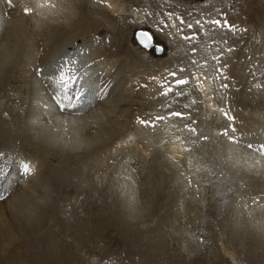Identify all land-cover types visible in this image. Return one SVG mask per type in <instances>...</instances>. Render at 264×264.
Wrapping results in <instances>:
<instances>
[{
    "label": "rangeland",
    "instance_id": "374dc122",
    "mask_svg": "<svg viewBox=\"0 0 264 264\" xmlns=\"http://www.w3.org/2000/svg\"><path fill=\"white\" fill-rule=\"evenodd\" d=\"M117 2L122 3V17L130 16L124 17V23L122 17L118 18L124 36L123 47L131 53L129 64L152 69V81L156 75L165 77L151 81L148 87L153 88H147L149 92L140 89L136 92L140 104L150 107L144 111L146 123H135L138 128L127 129L113 142L107 143L108 139L103 138L94 153L89 146L74 154L77 149L64 151L60 145H52L55 149L47 150L53 157L48 158L51 163L48 171L52 168L48 174L54 173L49 175V182L41 177L36 180L44 184L47 202L56 212L50 220L49 235L42 239L41 231L49 229L46 226L35 230V234H28L29 239L24 237L16 246L20 259L15 256L2 260L4 255L0 252V261L2 264L44 261L63 264L59 249L69 241L72 255L65 264H264V156L241 154L238 150L242 147L234 145L243 143L241 146L255 148L260 153L257 147H264L254 138L244 145L247 133L259 125L258 134L262 133L264 127V50L261 48L264 0H204L193 4L180 0ZM168 12L183 15L191 12L187 24H179V31H173L172 52L164 38L156 33L169 21L174 22L175 16L166 17ZM137 18L146 22L132 26ZM137 29L158 37L157 44L163 46L160 55L166 51L165 56L156 57L134 46L132 34ZM101 32L108 43L109 32L106 28ZM121 73V77L117 73L112 80L106 75L108 83L111 81L110 98L115 95L122 98L125 94L129 102L134 89H130V84L138 83L127 84ZM180 80L187 83H177ZM114 82L119 87H112ZM104 95L107 99V92ZM17 105L20 110L28 107L19 102ZM125 106H129L123 107L129 113ZM224 113L234 119H228ZM6 116L0 114V121L4 119L0 123L3 141L0 140V148H4L2 145L9 136L7 146L12 148L5 146L7 149H4L15 152L17 145L24 146L25 142L29 145L30 141L19 139L22 137L19 121ZM6 126L13 135L4 130ZM58 135L65 137V134ZM168 138L171 142L178 141L175 157L164 149ZM221 142L226 148L229 144L231 150L235 147L233 152L244 155V159L226 154L219 145ZM139 145L147 148L139 149ZM152 149L160 154L150 155ZM71 150L73 154L69 155ZM19 157L21 153L16 156ZM58 167L61 169L57 172ZM58 174L61 183L55 180V184L53 178ZM35 236L41 240L37 241Z\"/></svg>",
    "mask_w": 264,
    "mask_h": 264
},
{
    "label": "bare ground",
    "instance_id": "6f19581e",
    "mask_svg": "<svg viewBox=\"0 0 264 264\" xmlns=\"http://www.w3.org/2000/svg\"><path fill=\"white\" fill-rule=\"evenodd\" d=\"M117 1L119 0H12L11 5H9L7 0H0V114L3 113L5 116L8 114L10 120L19 121L18 131L20 132L19 135L22 137L16 135L17 138L20 137L19 139L21 140L25 138L27 142L28 140L30 141L29 145H27L26 142L24 146L17 145L16 147L19 148L15 152H12L5 150L8 148V140L11 138L8 136V138L5 137L7 138V141L4 142L5 145L2 143V147L4 146L5 148V146H7V148H0V176L3 177L0 178V198L2 199V201H0V252L4 255L2 260H10L11 257L15 256V258H19L16 246H19L23 242V238L27 237L28 234H35V232H37L35 230H39L41 227L46 226L49 229L41 231L43 235L42 239H46L49 235L50 225H52L50 224V220L54 219V216H56L54 213L56 212L53 211L48 204L49 202H47V192L44 190V184H40L39 182L36 183V180L41 177L42 180L48 181L50 178L49 175L54 173L48 174L52 171V168L48 171V165H51L48 158H50L51 155L47 150L52 151V149H55L52 145H60V148L64 151L68 149L70 151V148L73 149V151L77 149L74 154H79L80 149L89 146L90 150L93 152L103 138L108 139L107 143H109L115 137H122L124 131H127V129L130 128L133 130L134 127L142 124L140 121L146 122V113H144V111L150 110V107L149 105L145 106L144 104L141 105L142 103L140 104L139 99H136V92L139 89L148 91L147 88H150L148 85L153 79V74L150 73L152 69L147 68L150 69V71L147 70L145 65L143 69H139L136 64L132 67L129 64L131 53L126 47H123L125 46L123 45L124 36L123 31L120 29V20H118V18L121 19L122 17L123 6L121 2L119 3ZM180 1L193 4L203 2L204 0ZM196 5H193L194 8H196ZM26 8L30 9L27 14L25 13ZM197 12L199 13V11ZM181 14L183 15L181 12H178V14H174V12H168L167 15L165 14L168 18L170 16H175V19H173L174 22L171 20L167 26L163 27L164 29L159 30V32L156 31L157 34L164 38L163 40L169 46L171 52L173 50V44L175 43L173 31H179V24H187L191 12L183 16ZM159 16L160 15H158V17ZM124 17L128 19L130 16L127 14ZM124 17L121 19L123 23L125 20ZM144 21L146 22L144 19L137 18L133 25L131 23L130 25H143ZM104 28L107 29L110 35H108V43L105 42V37L101 32V29L103 30ZM144 31L148 33L152 37L151 39L153 42L157 44L159 38L154 37L153 33L150 31ZM131 43L136 47L138 45L133 40H131ZM165 47L164 51L167 50ZM139 48L150 51V53L156 57L165 56L166 53L165 51L164 55H160L159 51L154 52L153 47L146 49L139 46ZM261 48L264 50V43ZM180 51L183 52L181 53L182 55L185 54L184 50ZM123 52H125L124 55ZM65 61H70V63L65 64ZM152 64L154 65V63ZM61 67H63V71L65 72H69V69H71L69 74L73 77V80L69 82L66 87L59 80ZM152 67L155 68V65ZM117 73L118 75H120V73L123 74V78L126 79L127 84L133 81L138 83V86L136 83L130 84V89L132 90L134 88L132 93L130 92V100L125 94V96L121 94L122 98L120 95H115V98L113 97L112 100L110 98L111 93L108 85L111 81L108 83L106 78L110 77V80H112L113 77H117ZM129 73H132V75ZM128 74L129 76L131 75L130 77L133 76V78H130ZM160 75L159 73V76ZM157 77L156 75L155 79H157ZM161 77H158V79H161ZM100 78L106 83L104 86L106 88L105 91H102V83L98 84ZM162 78L165 77L163 76ZM155 79L152 82H155ZM160 81L161 80H159V82ZM198 84L200 85L199 87H202L200 83ZM142 85L146 86V88ZM156 85L159 86V83H156L155 86ZM115 86L119 87L116 82L113 83L112 87ZM105 92L108 94L107 99L104 95ZM206 96H208L207 93ZM72 97H75V99L72 100ZM125 97H128L127 99L129 102H126ZM121 99L124 102H122ZM18 102L23 105L25 104V106L28 104V107L26 106L27 108L20 110L17 105ZM124 104L129 106V108H131L132 105L134 110H129V108L125 106L128 108V111H130L129 114L126 109L123 108ZM23 105L20 106L22 107ZM232 110L230 112H232ZM234 112H232V114ZM128 117H130V119H128ZM6 121L4 124H6ZM3 122L4 119L0 121V123ZM260 126L261 125L257 126V129H259ZM257 129L250 134H246L244 145L256 139H259L258 141L262 143V145L264 144V127L262 128V133L259 134ZM4 130H8L9 133H11L10 129H7V126ZM58 134H65V137H59ZM14 137L15 136L12 138ZM252 138H254L253 141H251ZM1 142L3 141L1 140ZM10 143L11 141L9 144ZM36 143L40 147L36 145ZM241 144H234L236 147H242V149H237L241 154L249 152L256 154L255 156L258 155V158L264 156V154H262L264 153V147H257V149L262 151L260 153V151H256L255 148V150L246 148V146H241ZM41 145H46L47 147L50 145V147L47 149ZM219 145H221L223 151L227 152L226 154L232 153L244 159V155L239 153L235 154L233 152L235 147L231 150L228 148V146L230 147L229 144H227V148L226 146L224 147V145L222 146V142ZM143 146L141 145L138 148L144 149ZM255 146L257 145H254V147ZM9 148L12 147L9 146ZM146 148L145 146V149ZM177 148L178 141L171 142L168 138L164 146L168 155H173V157H175L176 151H178ZM73 151L71 150L72 153L70 152V154H68H73ZM20 153L22 154V161H20V157V159L16 158ZM81 153L83 154V150ZM146 153L150 152L147 151ZM159 154L160 153H156L154 149H152L150 153V155L156 156ZM98 159L100 158L98 157ZM58 160L60 162V159ZM24 165H28V172H25ZM58 168L56 170L57 172L61 169ZM44 172H47L46 174L48 175H44ZM60 177L61 176L58 174V176L53 178L55 184L56 181L59 182V184L61 183ZM14 179H16L15 186L13 185ZM40 190L41 192L39 193ZM66 200L68 201L67 198ZM65 209L68 210V208ZM35 239H38L37 241L41 240L38 236H35ZM30 245H32V243ZM19 252L21 253V251ZM71 255L72 246L68 241L67 245L59 249V259L65 264ZM41 260H39V262ZM52 263L57 264L58 262L54 261ZM0 264H2L1 261ZM41 264L50 263L44 261V263Z\"/></svg>",
    "mask_w": 264,
    "mask_h": 264
},
{
    "label": "snow or ice",
    "instance_id": "6c2138e0",
    "mask_svg": "<svg viewBox=\"0 0 264 264\" xmlns=\"http://www.w3.org/2000/svg\"><path fill=\"white\" fill-rule=\"evenodd\" d=\"M7 2L9 3V5H11L12 3V0H7ZM30 11V9H25V13L27 14L28 12ZM215 23L219 24L220 22L219 21H215ZM70 63V61H65V64H68ZM69 72H71V69H69ZM69 72H65L63 71V67H61L60 69V72H59V80L62 84L65 85V87L68 85L69 82H71L73 80V77L69 74ZM177 83L179 84H184V83H187V81L185 80H180V81H177ZM166 94V93H165ZM221 111H223L221 109ZM225 116L228 118V119H234L233 117H230L228 116L227 113H224ZM174 115H180L179 113H174ZM140 123L142 124H145L146 122L145 121H140ZM224 135H227V131L224 132ZM249 147H251V145H249ZM24 170L25 172H28L29 171V167L28 165H24Z\"/></svg>",
    "mask_w": 264,
    "mask_h": 264
},
{
    "label": "water",
    "instance_id": "95a60500",
    "mask_svg": "<svg viewBox=\"0 0 264 264\" xmlns=\"http://www.w3.org/2000/svg\"><path fill=\"white\" fill-rule=\"evenodd\" d=\"M191 1V0H190ZM134 33H135V31H134ZM133 33V34H134ZM136 34H137V36H142L143 35V32H142V30H138V31H136ZM133 37H134V35H133ZM145 37L147 38V39H144V40H147V41H149L150 43L148 44V46H150V47H153V50H156V51H160L161 50V52L159 53V54H161L163 51H162V45L160 44H156V43H154L153 42V40L151 39L152 37H148L147 35H145ZM134 40L136 41V43L138 44V45H143V43L142 42H138L137 41V39L134 37ZM149 47V48H150ZM158 48H161V49H159L158 50Z\"/></svg>",
    "mask_w": 264,
    "mask_h": 264
}]
</instances>
